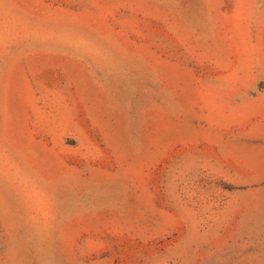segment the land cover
Wrapping results in <instances>:
<instances>
[{
  "label": "rangeland",
  "instance_id": "rangeland-1",
  "mask_svg": "<svg viewBox=\"0 0 264 264\" xmlns=\"http://www.w3.org/2000/svg\"><path fill=\"white\" fill-rule=\"evenodd\" d=\"M0 264H264V0H0Z\"/></svg>",
  "mask_w": 264,
  "mask_h": 264
}]
</instances>
